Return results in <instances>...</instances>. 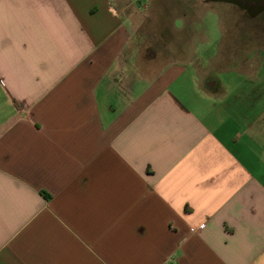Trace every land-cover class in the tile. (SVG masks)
Returning <instances> with one entry per match:
<instances>
[{"label":"crops","instance_id":"obj_1","mask_svg":"<svg viewBox=\"0 0 264 264\" xmlns=\"http://www.w3.org/2000/svg\"><path fill=\"white\" fill-rule=\"evenodd\" d=\"M148 1L0 0V264H264L260 71L146 73Z\"/></svg>","mask_w":264,"mask_h":264},{"label":"rangeland","instance_id":"obj_2","mask_svg":"<svg viewBox=\"0 0 264 264\" xmlns=\"http://www.w3.org/2000/svg\"><path fill=\"white\" fill-rule=\"evenodd\" d=\"M148 2L151 17L148 19V25L142 24L140 27L141 53L136 58L137 64L146 73L154 74L172 57V52L178 50L189 52L192 49V61L203 67L206 58L198 55H212L218 48L219 56L214 67L217 65L218 69L228 70L216 69L211 74L212 78L222 82L228 79L232 83L231 87L240 81H248L250 79L246 75H237L235 70L231 69L238 67L242 61L249 60L246 68L260 71L253 81L264 82V57H249V51L258 47L259 42L255 44L247 40L251 39L253 34L263 37L264 10L253 15L236 5L218 0H149ZM176 24L179 27H176ZM260 43L264 46V41ZM214 67L210 66L211 69L216 68ZM211 77L203 73L200 84L206 87ZM231 87L229 93L234 94Z\"/></svg>","mask_w":264,"mask_h":264},{"label":"flooded vegetation","instance_id":"obj_3","mask_svg":"<svg viewBox=\"0 0 264 264\" xmlns=\"http://www.w3.org/2000/svg\"><path fill=\"white\" fill-rule=\"evenodd\" d=\"M225 3L233 4L243 9L246 12H250L256 15V10L262 8L264 10V0H218ZM253 17V16H252Z\"/></svg>","mask_w":264,"mask_h":264},{"label":"water","instance_id":"obj_4","mask_svg":"<svg viewBox=\"0 0 264 264\" xmlns=\"http://www.w3.org/2000/svg\"><path fill=\"white\" fill-rule=\"evenodd\" d=\"M260 11H262V8H258V9L256 10V13H259Z\"/></svg>","mask_w":264,"mask_h":264}]
</instances>
